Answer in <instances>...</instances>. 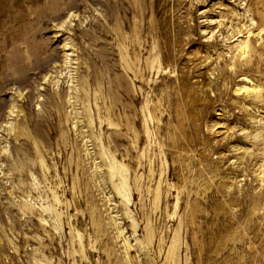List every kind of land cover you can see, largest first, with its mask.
I'll return each instance as SVG.
<instances>
[{
	"label": "rangeland",
	"instance_id": "1",
	"mask_svg": "<svg viewBox=\"0 0 264 264\" xmlns=\"http://www.w3.org/2000/svg\"><path fill=\"white\" fill-rule=\"evenodd\" d=\"M46 8L0 64V264H264V0Z\"/></svg>",
	"mask_w": 264,
	"mask_h": 264
},
{
	"label": "bare ground",
	"instance_id": "2",
	"mask_svg": "<svg viewBox=\"0 0 264 264\" xmlns=\"http://www.w3.org/2000/svg\"><path fill=\"white\" fill-rule=\"evenodd\" d=\"M7 1H8V4L0 8V13H1L0 15H5V17H7L9 21V22L0 21V64H2V67L3 66L7 67L6 72L8 74L9 72L14 73L13 71L17 70V66L19 64H28V61H29V64H31L33 61L37 62V59L39 58L41 53H43L42 44L41 42L35 41V37L33 38L32 41H31V38H24V37H19L12 41L11 39H12L13 30L16 31L19 29L18 31H23V34L27 33L28 31L32 32L33 30H35V20L36 19L43 17L45 14L47 15V17L49 16L48 8L46 7L51 8L50 12L58 11V0H46L42 4H38L39 6L34 7L31 10H29L28 15L29 16L33 15L34 17L31 18L32 20H29V21L25 19V21L22 23L17 21L20 24L19 26H15L16 19L14 17L19 16L20 14L13 13L14 11L17 10L16 3L19 0H7ZM29 1L34 2L37 0H29ZM259 16L264 17V14L261 13L259 14ZM9 23L12 26L8 30L10 39L5 37V35L7 34L6 32H2L8 27ZM252 25L253 23L250 24V26ZM40 30L38 29L37 31H40ZM33 32H36V31H33ZM240 32L242 31L240 30L239 33ZM248 42L249 41H246L244 43V46L241 48V53H245L246 48H248V44H249ZM17 43L26 45L27 49H25V52L22 53L21 50L18 49L16 45ZM252 92H254L255 101L264 102V94L261 93L260 90L253 89Z\"/></svg>",
	"mask_w": 264,
	"mask_h": 264
}]
</instances>
